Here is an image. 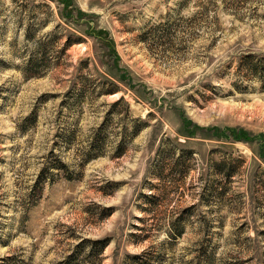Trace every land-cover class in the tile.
<instances>
[{"label":"rangeland","instance_id":"obj_1","mask_svg":"<svg viewBox=\"0 0 264 264\" xmlns=\"http://www.w3.org/2000/svg\"><path fill=\"white\" fill-rule=\"evenodd\" d=\"M247 52L264 0H0V264H264Z\"/></svg>","mask_w":264,"mask_h":264},{"label":"trees","instance_id":"obj_2","mask_svg":"<svg viewBox=\"0 0 264 264\" xmlns=\"http://www.w3.org/2000/svg\"><path fill=\"white\" fill-rule=\"evenodd\" d=\"M58 1H61V2L65 3V4H67L69 2V0H58ZM73 10L74 9H71L68 12H70V14H71L73 12ZM206 11H207V9H204L202 11V13H203V15L208 16ZM76 14H77V17L78 16L81 17L83 15V13L81 11H77ZM63 17H64V15H63ZM88 32H90V33H92L94 35H97V33H95V31L93 29H90V31H88ZM242 61H243V64L245 62V65L247 66V76H252V77L256 78L259 81L261 87L264 89V52H247V54L242 58ZM106 92L114 93L115 89L114 90L109 89ZM114 104H117V103H114ZM258 137L261 140L260 141L261 142L260 148H261L262 156H264V153H263V150H264V138H263V136H258ZM233 138H234V140L242 139V140H244L246 142H252L254 140L257 141V138L250 137L245 132H240L237 135H233ZM181 146H183V145H181ZM118 148L119 149H117V152H116V156L117 157L120 156L121 153H123V150H121L120 146H118ZM162 156H164L166 158V153H164ZM188 157L189 156H187L185 154H181V156L178 158L177 167L175 165V171L177 173H179V172L183 173L184 169H185V173L189 170V168H184L183 169V167H185V160L186 159L188 160ZM159 169L161 171V173L158 174L159 178L164 181L165 176H164L163 172H167L166 163L165 162L162 163V166H160ZM225 173H226V175L231 176V175H229L231 173L230 171H226ZM167 178L168 177H166V179ZM162 185H163V188H164L165 184H162ZM146 198L149 199V200H153L155 198V196H148L147 195ZM179 216H181V213L178 216H174L173 217L174 219L171 220L169 222V224H168V226H169L168 228L169 229H168L167 235L171 239H176V238L180 237L182 235V233H183V228H182V224L180 223L181 221H180V217ZM82 242L83 243L81 244V246L85 242H88V240H83ZM94 243L98 244V248L96 249V254L98 256H101L102 252L105 250V248L108 245V241H106V240H97ZM94 251L91 250V252H94ZM71 258H72V255H69L65 261L60 262L58 264H73L71 262Z\"/></svg>","mask_w":264,"mask_h":264}]
</instances>
